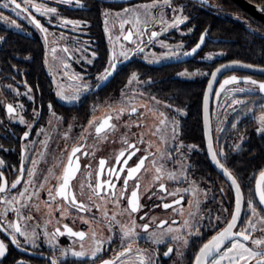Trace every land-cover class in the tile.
Returning a JSON list of instances; mask_svg holds the SVG:
<instances>
[{
  "label": "flooded vegetation",
  "instance_id": "flooded-vegetation-1",
  "mask_svg": "<svg viewBox=\"0 0 264 264\" xmlns=\"http://www.w3.org/2000/svg\"><path fill=\"white\" fill-rule=\"evenodd\" d=\"M242 1L253 5L259 15H264L262 10L264 0ZM4 2L5 0H0V5ZM17 2L21 3V7L25 6L23 0ZM34 2L57 9V14L49 15H40L34 9H29L31 15L47 29V34L40 32L30 23L25 18L26 13L17 16L18 10H14V5L10 4L7 9L0 7V16L8 18L0 19V37H3V40H0V160L3 161L0 173H3V180L7 181L9 188L6 193L0 194V200L18 196V193L24 191L27 186L26 196L38 192L39 197L33 195L31 200L24 202L39 205L40 209L39 211L35 208L21 209L22 215H31L33 218L20 221L21 228L27 232L29 239L17 233L19 247L11 242L8 232H0V240L7 245V252L0 258V264H51L53 259H56L58 264H102L103 260L114 259L128 243H132V253L121 257L116 264H121V261L124 264H138L137 250L142 251L150 259L151 264H194V257L199 248L226 226L236 206L234 188L222 169L217 170L209 157L204 124L206 90L212 73L223 65L240 63L250 65L253 69L264 70V21L246 11L237 0H170L171 6L165 5L163 0H158L155 11L151 15H146L147 23L141 28L142 34L137 35L131 26L124 27L122 31L120 23L127 15L118 17L116 14H123L126 8L152 4L153 0H79L82 6H77L76 0H72L70 4L60 3L59 0ZM105 13L108 15L105 16ZM176 16L187 17V20L176 27H169L174 23ZM62 19L81 23L74 28L71 24L62 25ZM12 20L21 26L22 31L5 25V22L11 23ZM214 22L218 24L212 25ZM224 22L237 30L238 35L233 34L232 39H223L224 36L230 37L232 33L223 29L217 31L218 29L215 30L214 27L221 28ZM165 28L167 32H163ZM129 30L134 33L131 41L123 39ZM152 32L159 35L150 40ZM12 34L38 44L26 46L12 44ZM202 35L204 36L202 49L193 56L185 55L200 42ZM117 37L120 39L117 40ZM230 41L233 43L232 57L229 56L228 50H223L225 48L223 44ZM153 42L158 45H154ZM138 45L143 48L142 52L137 51ZM174 45L180 46L171 48ZM164 47L166 51L171 50L174 53L178 49L179 53H173L174 56L171 55L161 64L145 60L153 52L160 53ZM64 48H67L68 52H64ZM165 50L163 51L166 52ZM113 51L117 56L114 77L106 87L96 91L103 82L98 77L108 67ZM121 51H127V59L119 55ZM207 53H222L224 57L208 62ZM187 56L189 58H186ZM65 64L68 65L67 68L64 67ZM162 67L179 68L176 73L178 77L181 73L187 72L185 70L188 68L192 73H187H198L195 78L185 80L200 81L205 86L201 97L199 123L195 121L191 124L188 120L187 124H182L181 120L189 117L190 112L161 100L147 89L155 81L143 77L139 70L152 68L155 73ZM133 70H138V73ZM133 73L136 74L137 80L131 84L140 86L127 91ZM74 75L82 79H72ZM232 76L264 82V75L243 70L226 73L218 77L211 99L210 118L214 150L220 162L236 178L244 197V213L237 228L239 230L251 217V210L247 206L249 200L253 201L257 212L264 215L255 194L259 173L264 171V133L259 130L261 124L257 119L258 115L264 113V95L260 94L256 85L242 83L228 87L217 96L221 83ZM115 84L124 86L119 88ZM84 85L88 86L86 90ZM247 86H251L253 90L250 92L236 90ZM77 88L80 89V98L77 101L69 103L57 95V92L62 90L66 96H70ZM140 99L145 101L142 104L147 107L137 108L136 113H131L130 109L134 106L132 104L139 102ZM234 99L242 100L244 103L232 104ZM154 100L159 103L153 102ZM254 101H258V104L256 105ZM112 103L127 106L129 109L116 119L117 111L112 113L106 110ZM8 104L16 109V113L11 117L7 112ZM157 105L165 108L170 120L167 119L163 126L159 123L161 117ZM177 108L183 110L185 114L179 113ZM148 109L153 111L150 112ZM153 112L156 114L153 115ZM108 114L113 116L111 123L116 125V130L109 132L107 138L101 140L95 134L96 125L89 128V121L95 119L98 124ZM21 118L24 123L20 122ZM173 122L178 124V135L175 139L172 138ZM157 128L161 130L157 132ZM25 132H28L26 139ZM125 136L129 143L140 149L129 161V167L135 166L139 157L148 153L153 154L145 162L147 171L142 169L138 174L137 179L140 183L138 194L142 207L131 216L123 211L127 207L126 198L120 201L119 207L108 197L104 200L97 197L89 200L91 192L87 187L89 180L93 186L96 184L99 161L104 159L106 164L99 179L101 181L112 179L116 183L119 196L127 172L125 170L120 180L116 181L114 177H109L108 169L116 167L119 170L116 155L127 147L122 143ZM141 136L144 142L138 143ZM149 143L152 145L150 148ZM76 146L81 147V152L76 154L79 157L80 171L71 181V190L76 194L78 201H82L92 210L77 212L75 209H69L68 215L62 218L61 212L56 210L57 205L64 203L61 198L52 202L51 214L44 202L49 199L47 189L54 188L58 183L53 176L58 177L62 174L68 154ZM157 149H160V152H157ZM85 152L87 155L83 154ZM161 152L165 153L164 160H160ZM168 153L171 154L170 159ZM153 159L157 161V166L163 163L166 172L177 173V179L170 180L165 174L163 179L153 182L152 178L156 175L151 163ZM34 160L37 161L35 176L31 178L33 183L28 184L30 179L28 173L34 167L32 163ZM21 168H23L21 183L16 189H12L11 184L21 177ZM49 169L53 171V176H49ZM89 172L91 177L88 176ZM136 182L129 181L126 197L130 196ZM82 183L85 185L83 195ZM161 183L165 185V191H160ZM41 184L44 185L43 189L40 188ZM176 189L181 190L177 195L167 194ZM191 191L198 196L203 205L196 210L197 221L192 227L193 234L188 236V230L182 227V221L186 217L184 210L192 200ZM181 198V204L173 203ZM165 203L173 206L165 209L163 207ZM95 205H100V210H97ZM6 207L9 206L0 203V213H3ZM104 208L107 209L109 218L113 213L117 214L116 221L111 224V231L109 221L103 218ZM180 209L183 210V215L179 214ZM81 217L90 220L91 224L83 223ZM16 219V214L10 210L6 218L0 216V221L5 225ZM132 220H135L137 236L122 240L121 225L131 227ZM162 221L167 223L159 227ZM65 224L73 231L88 233L84 246L89 255L84 257L71 255V250H81L80 241L76 237L65 234L52 238L56 228L64 231ZM144 224L149 225L147 232L142 228ZM169 227L179 228L180 232L168 233ZM196 229H199V235L195 234ZM93 231L96 233V239L103 242L102 250L96 257L90 255L95 247L91 238ZM152 233H156L162 242H154ZM172 235L187 236L188 245L185 246L182 240H172ZM253 235L259 237L261 233L257 231ZM168 248H172L173 251L165 255ZM63 250H69L66 256L62 255Z\"/></svg>",
  "mask_w": 264,
  "mask_h": 264
},
{
  "label": "snow or ice",
  "instance_id": "snow-or-ice-1",
  "mask_svg": "<svg viewBox=\"0 0 264 264\" xmlns=\"http://www.w3.org/2000/svg\"><path fill=\"white\" fill-rule=\"evenodd\" d=\"M60 3H66L70 4L72 3V0H59ZM163 3L165 5L171 6L170 0H163ZM14 5V10L17 11V16H20L22 13H26L25 16L26 19L29 20L30 23H32L37 29L40 30V32L47 34V29L44 28L40 22L35 19L34 16L31 15L29 9H34L36 13H39L40 15H49V14H57V9L54 7H48L43 3H35L34 0H23L24 7H21V3H18L17 0H5V2L0 5L2 8H9V6ZM77 6L80 5L79 0H76ZM158 6V0H153L152 4L147 5H141L137 8H131V9H124L123 14L117 13L116 15L118 17L122 15H129V19H122L120 23V28L123 31L124 24L125 23H131L133 25V28L136 29V34H142V30L139 27L142 24L140 13L138 11L139 8L145 9V14H148L147 10H150L152 8H155ZM264 10V9H262ZM174 11H176L174 9ZM179 11L182 12V9ZM108 13H105V16H107ZM0 19L7 20V17L0 16ZM187 20V17L183 16H176L174 19V23L169 25V27H176L179 24H183ZM81 22L79 21H71V20H61L62 25H73L74 28L78 27ZM107 19L105 20V31H108L107 28ZM144 24L147 23V21L143 22ZM11 24L13 26L19 27L18 24H16L15 20L11 21ZM133 31L129 30L127 35L123 37L124 40L131 41L133 37ZM159 34L157 32H152L150 40L152 38L157 37ZM111 39V36L109 37ZM117 40L120 39V37L116 38ZM0 40H3V37H0ZM45 40H47V35H45ZM204 43V36L202 35L200 38V42L191 50L189 53H185V55H192L194 54L197 49L200 48V46ZM123 47V45H121ZM53 53L55 52V49L52 50ZM64 52H68L67 48L63 49ZM137 51H143V48H140L139 45L137 46ZM95 55V54H93ZM120 56H123L125 59L128 58L127 51H121L119 53ZM209 59L212 57L209 56ZM91 63V61H89ZM65 68L68 67L67 64L64 65ZM117 67V56L115 51H113L112 56L109 59L108 67L105 68L104 72L98 77L100 81H106L112 74L116 71ZM245 67H250V65H245ZM220 69H217L216 72L212 73L213 80L216 77V73L219 72ZM264 71V70H262ZM187 73H181V75H186ZM72 79L80 80L82 77L80 76H73ZM137 80V76L135 73L132 74L131 79L129 80V84L132 83V81ZM239 81L235 76L230 77L229 79L224 80V82L220 85V90L223 91L226 85L229 84H237ZM245 84H252L256 85L261 93H264V83H258L255 80L245 79ZM87 85H84V89H87ZM209 88H211V83L209 84ZM237 91L241 92H250L252 89H236ZM31 91V89H29ZM57 95L62 99L66 100L67 102L71 103L73 101H77L80 98V89L77 88L72 95L66 96L64 92L58 91ZM219 95V93H217ZM155 99V97H153ZM159 103V101H157ZM244 101L242 100H236L234 99L232 101V104H242ZM142 107H147L146 105H141ZM22 107V105L20 106ZM49 108H51V105H49ZM128 109L126 107H121L117 111L116 119H119V116L122 115L125 111ZM150 112L153 111L152 109H148ZM131 113L137 112V107L132 106L130 109ZM179 111V110H178ZM7 112L9 116H13L16 113V109L13 107V105L8 104L7 105ZM156 113L153 112V115ZM55 115V114H53ZM160 117H163L160 119L159 123L161 126L165 125L167 123V117H165V114L163 112L159 113ZM113 119V116L111 114H108L105 118H103L98 124H96L95 119L89 121V128H91L94 124L95 126V134L98 139H106L107 134L109 132H114L116 130V125L111 123ZM259 122L261 124L260 131L264 132V115H261L259 118ZM21 123H24L25 121L23 118L20 119ZM161 129L157 128L156 131L159 132ZM87 131V129L85 130ZM156 133H153L155 135ZM178 135V124L176 122H173L172 126V138L175 139ZM28 136V132L24 133L25 139ZM143 138L138 140V143H143ZM122 143L125 144L127 147L122 149L117 155H116V164L119 166V170H117L116 167H112L108 169V175L109 177H114L116 181H119L121 178V174L127 172L126 176H124L123 179V186L119 190V196H117L116 191V183L113 182L112 179L101 181L99 179L100 175L104 171V166L106 164V161L104 159H101L99 161V171L97 173V182L93 186V184L90 182L87 184L88 189L91 192V195L88 197L89 200H92L93 197H97L101 200H104L105 197H108L117 207L120 205V201L123 199H127V207L123 209L124 212H127L129 216H131L133 213H136L140 210L142 207L140 204V196H139V189H140V183L137 179L138 174L141 172L142 169H145V162L148 160L150 155H153L152 153H148L147 155L141 156L138 158V163L135 164V166H128L129 161L132 159L133 156H136V153L140 151L139 148L136 147L135 144H131L128 142L127 137L122 138ZM209 152L211 154L212 160L216 163V165L222 169L223 174L231 181L232 186L236 190V206L235 211L232 214L231 220L227 222L226 226L217 232V234L213 235L211 239H209L206 243H203V245L199 248L198 253L194 257V264H224L226 261L227 264H264V215H261L257 212V208L254 205L252 200H249L248 202V208L251 210V217L247 219V221L239 228L237 229L238 220L240 219V210H241V202H242V196L240 192V186L236 180V178L232 175V173L229 171L227 167L223 163L220 162V160L217 158V153L212 149L211 145V139L209 138ZM152 147L151 143H149V148ZM78 152H81V147L76 146L73 147L71 150V153L68 154L67 157V164L64 166L62 174L58 177L53 176V171L49 169V176H53L58 183L54 188L47 189L48 192V201H45V206L48 209L49 214H51L52 211V202H55L57 198H61L63 200V204L57 205L56 210L61 212V217L64 218L68 215L69 209H75L77 212H90L92 209L83 203L82 201H78L76 194L71 190V181L76 178L77 173L80 171V164H79V157L76 155ZM157 152H160V149H157ZM127 153V156H126ZM84 155H87V153H83ZM222 154V153H221ZM126 156V158H125ZM123 158V159H122ZM168 158H171V154L168 153ZM165 159V153L161 152L160 154V160ZM33 169L29 171V181L28 184H32V177L35 176V165L37 161H33ZM153 168L155 169L156 175L153 176V182L159 181L163 179L164 175L166 174L168 179L175 180L177 179V173L167 171L164 168L163 163L159 164L157 166V161L153 159L151 161ZM3 164V161L0 160V165ZM90 167V166H89ZM147 171V169H145ZM23 175V168H21V177H18L12 184L11 188L16 189L17 185L21 183V178ZM88 176L91 177V172L88 173ZM47 177L45 180L47 181ZM136 180L135 187L132 189L130 196H125V193L128 191V185L129 181ZM85 185L81 184V195H83ZM40 188L43 189L44 185L41 184ZM160 191H165V185L161 183L159 185ZM9 190L8 183L6 180H3V173H0V194L6 193ZM181 190L176 189V191L167 193L168 195L175 196L177 193H179ZM184 191H188L187 189H184ZM223 191V189L221 190ZM26 193H28V187L25 186L24 191H21L18 193V196H12L11 199H7L6 197L2 200H0V203H3L5 205H8L9 207H6L4 209L3 213H0V216H5L7 212L10 210L16 214L17 219L15 221H9L6 225L0 221V232H8V234L11 236V242L15 244L17 247L20 246L19 241L16 238V234L19 233V235L24 236L26 239H29L28 234L26 231L22 230L20 221L21 220H31L33 217L31 215L24 216L21 214V209L25 208H35L36 211H39V205H29L28 203L24 202L25 200H31L32 196L35 195L37 198L39 197L38 192H33L31 195L26 196ZM195 194V193H193ZM255 194L259 198V204L264 205V171H261L259 173V179L256 181V188H255ZM163 199V197H161ZM181 199L175 200L174 204H181ZM14 205H19V207H15ZM172 204L165 203L163 204V207L165 209H168L172 207ZM191 207V203L189 205ZM199 206V202L197 201V207ZM97 210H100V205H95ZM264 212V209L261 210ZM179 214L183 215V210H179ZM116 213H113L112 216L109 218L108 211L106 208L103 209V218L105 220L109 221V230L111 231V224L112 222L116 221ZM189 215H193L192 213H189ZM143 219V217H141ZM219 219V217H217ZM81 220L85 224H91L90 220L83 219L81 217ZM50 222V221H49ZM167 223V221H162L159 227H163V224ZM175 223V221H173ZM257 224L260 225L259 228H257ZM182 227L184 229L188 230V236H191L193 234L192 232V225L189 220H184ZM64 231H61L60 228H56L55 232L52 233V238L54 239L57 235H65L67 234L70 237H76L80 241V251L71 250V255L75 257H84L86 255H89L87 251H85L84 242L88 238V233L85 231H73L71 227H69L67 224L63 225ZM136 224L135 220L131 221V227L126 225H121V231H122V240H129L132 238H135L137 236V233L135 231ZM143 230L145 232L148 231L149 225L144 224L142 226ZM9 229L11 231L9 232ZM259 231L261 235L259 237H254V233ZM168 233H179V228H172L169 227L167 229ZM196 235H199V229H196L195 232ZM35 233H33V236ZM151 237L154 239V242L161 243L162 239L158 238L156 236V233H152ZM91 238L93 240V243L95 247L91 251L90 255L92 257H96L97 253H99L102 250V241L96 239V233L93 231L91 232ZM172 240H182L183 244L185 246L188 245V238L187 236L182 235H172ZM69 250H63L62 255L66 256L68 254ZM133 251L132 249V243H128L126 247L123 248L122 251H120L114 259L111 260H103L102 264H116L117 261L121 260V257L128 256ZM173 251L172 248H168V251L165 253V255L170 254ZM7 252V245L0 240V258H3ZM138 264H151L150 259L140 250H137L136 253ZM51 264H58V261L56 259H53ZM121 264H124L123 261H121Z\"/></svg>",
  "mask_w": 264,
  "mask_h": 264
},
{
  "label": "trees",
  "instance_id": "trees-1",
  "mask_svg": "<svg viewBox=\"0 0 264 264\" xmlns=\"http://www.w3.org/2000/svg\"><path fill=\"white\" fill-rule=\"evenodd\" d=\"M216 24V22L212 23ZM218 24V23H217ZM216 24V25H217ZM214 29H218L217 31L223 29L224 31H229L232 34L230 37H223V39L230 38L232 39V35H238L236 33L237 30H235L230 24L227 22H224L223 27H214ZM238 32V31H237ZM11 36V43L16 44L19 46H26L29 44L35 45L38 44L37 42H29L26 38L19 36L17 34H12ZM216 38V37H215ZM258 43V41H256ZM221 46V44H219ZM223 45H225L223 50H228V54L230 57H232L233 52H231V46L233 43L226 42ZM229 47H227V46ZM221 48V47H218ZM245 56V55H242ZM179 68L176 67H162L158 68L157 72L154 73V69L152 68H145L142 70H139V72L143 75L145 78L152 79L155 81V83L150 84L147 89L149 92L154 93L157 95L161 100H164L171 105H175L180 109L186 110L190 112V116L186 119H182V124L188 123H199L200 120V109H201V97L202 92L204 90L203 82L200 81H187L185 79H182L178 76H176V73L178 72ZM138 70H133V72H137ZM138 73V72H137ZM118 85V84H117ZM115 84V86H117ZM113 86V85H112ZM124 85L119 84L118 87L122 88ZM198 133V132H196Z\"/></svg>",
  "mask_w": 264,
  "mask_h": 264
},
{
  "label": "rangeland",
  "instance_id": "rangeland-1",
  "mask_svg": "<svg viewBox=\"0 0 264 264\" xmlns=\"http://www.w3.org/2000/svg\"><path fill=\"white\" fill-rule=\"evenodd\" d=\"M144 5H147V4H144ZM141 6V5H140ZM158 7V6H157ZM157 7H155V8H152V9H150V10H147V12H148V14H145V9H143V8H139L138 9V11H139V13H140V15L142 14V16H140L141 17V21H142V24L139 26L140 28H142V26L144 25V21H147V17L148 16H146V15H151L152 13H153V11H155V9L157 8ZM130 18V14L129 15H127V17L125 18V19H129ZM162 18H163V15H162ZM149 22H152V21H149ZM5 25H7L8 27H10V28H12V29H16V30H18V31H22V28H21V26L19 25V27H16V26H13L11 23H6L5 22ZM128 26H131L132 28H133V25L131 24V23H125L124 24V27H128ZM135 31H136V29L135 28H133ZM163 32H167V28H165L164 29V31ZM155 42V41H154ZM153 42V43H154ZM154 45H158L157 43H154ZM180 46V45H179ZM179 46H172L171 48H173V47H175V48H179ZM163 50H165V47L164 48H162V51L160 52V53H155V52H153V53H151L148 57H146L145 58V60L146 61H148V62H150V63H153V64H161V63H163V62H165V60L166 59H169L170 57H171V55L172 56H174L173 55V53L174 52H172L171 50L170 51H166V52H164ZM180 51V50H179ZM175 53L176 54H178L179 52H178V49H177V51H175ZM174 53V54H175ZM209 56H211L212 58L211 59H209L208 57ZM222 57H224V55L222 54V53H207L206 54V60L208 61V62H213L214 60H216V59H220V58H222ZM179 71V70H178ZM185 71H187V72H190V73H192L191 72V70L188 68V69H186ZM187 72H184V73H187ZM196 74H198V73H195V74H189V73H187L186 75H181L180 77L181 78H183V79H188V78H195V75ZM203 76V75H202ZM134 84L136 83V82H133ZM140 85H129L128 86V88L126 89L127 91H130V89L132 90V89H135L136 87H139ZM246 89H252V87L251 86H247V87H245ZM244 88V89H245ZM253 90V89H252ZM145 101H142L141 99H140V101L139 102H137V103H134V104H132V105H134V106H136L137 108H141V109H143V107L141 106V105H144V104H142V103H144ZM153 102H155V103H157V101H153ZM254 103L257 105L258 104V101H254ZM162 104V103H161ZM121 107H126L127 109H129L127 106H121L120 104H111V106H108L107 107V111L108 112H112V113H115V111L116 110H118L119 108H121ZM130 107V106H129ZM166 107H168V106H166ZM157 111L159 112V113H161V112H163L164 114H165V117H167V119H168V116L166 115L167 113H166V110H165V108L162 106H158L157 105ZM179 110V111H178ZM177 111L179 112V113H181V114H185L184 113V111L183 110H180V109H178L177 108ZM261 115H264V113L263 114H260V115H258L257 116V119L261 116ZM151 118V117H150ZM163 117H161V119H162ZM169 120V119H168ZM170 121V120H169ZM258 121H259V119H258ZM260 123V122H259ZM261 128V127H260ZM262 132V131H261ZM262 133H264V132H262ZM191 193V198H192V200H191V207L190 206H188V208H186L184 211H185V218H183V221L182 222H184V220H189L190 221V223H191V225H192V227H194V224H196V221H197V216H196V210H197V208L199 207H201L202 205H203V203L200 201V200H198V196H196L195 194H193L194 192L193 191H191L190 192ZM197 201L199 202V206L197 207ZM190 203H189V205H190ZM189 213H192L193 215H189ZM194 219V220H193ZM191 220H193V222H191ZM260 227V225L259 224H257V228H259ZM224 264H227V262L225 261L224 262Z\"/></svg>",
  "mask_w": 264,
  "mask_h": 264
},
{
  "label": "water",
  "instance_id": "water-1",
  "mask_svg": "<svg viewBox=\"0 0 264 264\" xmlns=\"http://www.w3.org/2000/svg\"><path fill=\"white\" fill-rule=\"evenodd\" d=\"M238 3L244 7L246 9V11H248L249 13L253 14L255 17L259 18L261 21H264V15H259L256 8L249 4V3H246L242 0H237ZM203 47V44L200 46L199 49H197V51L194 53H198ZM194 54L190 55V56H193ZM189 56V55H188ZM186 57V58H189V57ZM181 62V60H179ZM117 68V67H116ZM218 69H220L219 72L216 73V77L215 79L213 80V77L211 78L209 84L211 83V88H209V84H208V87H207V90H206V95H205V99H204V124H205V135H206V139H207V143L209 145V138L211 139V145H212V149L214 150V146H213V139H212V128H211V118H210V110H211V102H212V93H213V90L215 89L216 87V84L218 82V77H221L222 75L226 74V73H229V72H232V71H235V70H243V71H246V72H254V73H257V74H263L264 75V72L260 69H253L252 67H245V64H240V63H229V64H226V65H223L221 67H219ZM217 70V69H216ZM216 70L214 72H216ZM116 72V71H115ZM115 72L112 74V76H110L106 81H103L96 89V91H99L101 89H103L104 87H106L110 81L113 79L114 77V74ZM237 80L239 81V83L237 84H242L244 83L245 79H248V78H239V77H236ZM229 79V78H227ZM226 80V79H225ZM251 80V79H250ZM224 82V81H223ZM222 82V83H223ZM258 83H264V82H259L257 81ZM221 83V84H222ZM237 84H229V85H226L224 90L227 89L228 87L230 86H233V85H237ZM223 90V91H224ZM220 90V87L218 89V93L219 95L217 96H220V94L223 92ZM261 95H264V93H261ZM215 151V150H214ZM208 152H209V146H208ZM209 157H210V160L213 164V166L217 169V170H220L221 171V168H219L216 163L212 160L211 158V154L209 152ZM226 177V176H225ZM229 183L231 184V181L226 178ZM259 179V178H258ZM232 186V184H231ZM233 187V186H232ZM234 188V187H233ZM235 190V188H234ZM236 192V190H235ZM240 192H241V196H242V202H241V210H240V219L238 220V224H237V228L242 220V217H243V213H244V197H243V193H242V190H241V187H240ZM258 198V196H257ZM259 200V198H258ZM262 208L264 209V205H261ZM235 211V210H234ZM234 213V212H233ZM231 220V219H230ZM237 230V229H235Z\"/></svg>",
  "mask_w": 264,
  "mask_h": 264
}]
</instances>
